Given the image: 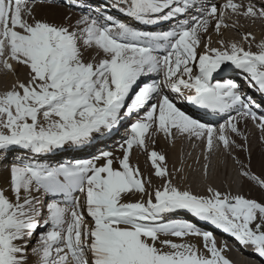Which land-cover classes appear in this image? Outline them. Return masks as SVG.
<instances>
[{
  "label": "snow or ice",
  "instance_id": "1",
  "mask_svg": "<svg viewBox=\"0 0 264 264\" xmlns=\"http://www.w3.org/2000/svg\"><path fill=\"white\" fill-rule=\"evenodd\" d=\"M242 20L264 0H0V264H233L201 222L264 258V99L237 80L264 98V41L225 39ZM161 134L222 150L247 190L195 193L152 150L154 185L132 157Z\"/></svg>",
  "mask_w": 264,
  "mask_h": 264
},
{
  "label": "bare ground",
  "instance_id": "2",
  "mask_svg": "<svg viewBox=\"0 0 264 264\" xmlns=\"http://www.w3.org/2000/svg\"><path fill=\"white\" fill-rule=\"evenodd\" d=\"M234 19L235 17H232V20ZM241 25L242 27L239 32L231 28L227 29L224 32L225 39L239 43L242 42L243 35L246 32H251L255 36L256 43L264 41V20H258L255 23L242 20ZM213 39L216 40L218 37L213 36ZM214 46L216 45L214 44ZM252 50H258L255 43L253 44ZM2 87L3 81L0 80V89H2ZM215 119V117H206L204 122ZM249 132L252 134L251 167L253 171L259 173L262 170V166H264V137L260 136L258 130H256L251 123H249ZM98 147L100 148V143L98 144ZM152 150L159 151L165 155L166 159L164 163L169 168L170 172H174L177 168H183L184 171L179 174V178L176 182L181 187L190 188L195 193L206 194V189L209 186H217L220 187L221 190H225L232 185L233 191L247 190V185L242 181L239 175L238 165L234 163L232 158L226 157L222 150L220 153L212 155L209 162L203 158L206 153L204 152V146L202 143L188 141L187 139L182 138L177 139L176 142L173 143L167 141L162 134L157 138L156 144L149 142L148 152L134 150V155L132 157V162L140 167L141 172L146 178H152L154 185L160 184L161 181L154 177V168L149 159V152ZM95 151L96 149L92 150L93 153ZM117 154L119 155V153ZM233 155L238 156L241 159L245 156V154L239 152H234ZM81 157H83V154H81ZM205 164H210L207 175H205ZM233 182L235 183L233 184ZM252 194L257 195L256 192H253ZM200 226L207 230H212L203 226V224H200ZM212 231L217 238L218 246L223 244L224 241L218 239V234L214 230ZM226 255L233 261V264H264V258L259 257L256 253L240 251L239 254H234L229 250ZM250 257L256 258L251 260L249 259Z\"/></svg>",
  "mask_w": 264,
  "mask_h": 264
}]
</instances>
